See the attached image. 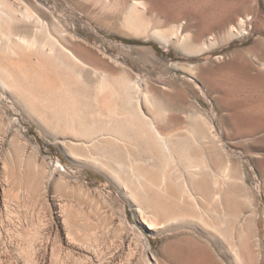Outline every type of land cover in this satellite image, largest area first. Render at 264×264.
I'll use <instances>...</instances> for the list:
<instances>
[{
	"label": "bare ground",
	"instance_id": "bare-ground-1",
	"mask_svg": "<svg viewBox=\"0 0 264 264\" xmlns=\"http://www.w3.org/2000/svg\"><path fill=\"white\" fill-rule=\"evenodd\" d=\"M129 21L125 20L127 27L138 25ZM244 22L241 19L238 28L234 27L236 22L234 26L230 24L228 36L243 33ZM176 25L173 23L171 33L154 29L151 35L167 44L179 34ZM139 26L140 23L138 30ZM201 31L197 33L202 37ZM190 37L183 32L176 39L185 43L184 39ZM257 61L264 70V60ZM127 70L126 66L110 63L88 48L77 34L63 26L45 2L0 0V104L5 99L10 106L19 107L40 131L60 144L78 172L88 168L105 177L114 189L112 199L107 196L106 201L123 203L115 222L107 204L95 202L97 189L85 177L69 173L59 163L48 166L35 146L27 147L25 136L14 127L15 120L1 110L0 139L9 130L15 152L0 170V194L8 204L6 207L10 206L8 210L5 208L6 216L10 218L15 212L14 204L16 208H25L23 219H36L34 227L32 223L16 225L10 231L27 241L33 230L39 233L44 226L55 237H61L62 233L60 239L66 254L78 252L82 256L76 260L78 264H93L94 259L96 264H122L115 257L125 249L128 252L124 264H134L133 256H138L135 264H141V260L143 264H209L212 258L205 242L198 243L202 250L193 262L186 254L183 256L184 251L189 252L187 249L177 257L170 247L182 239L195 243L202 238L212 244L227 264H263L259 187L246 184L242 157L227 150L223 132L215 125V119H220L218 114H208L200 107L202 104L193 101L190 112L181 115L164 98H157L159 90L150 80H145L141 88L137 78L131 77ZM203 71L205 76L211 74L205 68ZM216 95V101L226 99L224 91ZM229 109L231 112L224 117L230 120L233 136L239 137L245 124L240 116L242 111L236 105ZM180 124L178 131H164L165 127ZM251 152L255 153L252 149ZM66 188L69 197L61 200L55 212L53 206L58 207L55 194ZM31 194L41 204L35 217L29 215ZM124 202L134 209L137 220L149 233L173 231L174 234L168 235L172 240L164 244L168 252L163 258L149 251L145 243L147 239L150 245L149 239L143 231L128 228ZM109 229L117 241L112 242L114 253L103 258L100 237ZM7 254L0 251V264H17ZM43 259L25 262L44 264ZM54 259V264H58L60 258Z\"/></svg>",
	"mask_w": 264,
	"mask_h": 264
},
{
	"label": "rangeland",
	"instance_id": "rangeland-1",
	"mask_svg": "<svg viewBox=\"0 0 264 264\" xmlns=\"http://www.w3.org/2000/svg\"><path fill=\"white\" fill-rule=\"evenodd\" d=\"M41 1L45 2L65 28L77 34L82 43L87 45L88 48L90 47V49L102 55L110 63L118 62L126 66L128 74L130 73L131 77L137 78L141 88L145 80H150V83L159 90L157 98L159 100L164 98L165 103H170L169 106L177 110L181 115L190 112L193 101H197L199 105L202 104L200 107L202 106L203 108H201L208 114H218L220 119H215V125L223 132L227 150L232 155L242 157L246 168V184L250 187L256 185L257 188L259 187L257 192V201L260 204L258 208L260 219L259 240L260 250L264 254V70L259 67L257 61L260 59L264 60V0ZM136 1L139 4L142 2V4L135 5ZM158 6L161 11H158V8L157 13L154 10ZM150 10L153 12H150ZM170 16L177 21H173ZM238 18L245 20V31L235 37H229L227 27L230 24L234 26L236 22L237 25L234 27L238 28L241 20H238ZM130 19L134 25H139L140 23L139 27L141 29L139 28L138 30V25L135 28L127 27L125 20L130 22ZM173 23L177 24L176 26L179 28V34H177L178 36L176 35L178 39L183 32L189 34L192 38L190 37L191 39L189 40L184 39L185 43H178V39L175 37L171 38L167 44H163L151 35V30L154 29L166 30L171 33L172 29H174ZM144 24L147 26L144 27ZM201 29L204 33L202 37V34L197 33ZM136 32L140 34H136ZM193 36L196 39H193L195 38ZM204 68L210 71L211 74H206L205 76L203 73ZM222 91H224L226 99H220V102L219 100L216 101L215 97L218 96L216 94L220 95ZM233 105L238 106L242 111L240 116L245 123L241 128L239 137L233 136L230 120L224 117L231 112L229 108ZM1 110L5 111L8 117L15 120L14 127L25 136L23 140L27 141V147L31 149L35 146L39 156L48 162V166L51 167V165L59 163L61 168H64L69 173H80V175L85 177L84 180L91 187L97 189L98 194L96 193V196L93 197L94 200L96 199L95 202H99L104 206L107 204L106 207L114 213L115 218L113 220L117 221L122 213L123 203L120 200L106 201L104 199L107 196L112 199L114 189L111 184L106 183V179L101 173L88 168L78 172L77 167L70 161L60 144L49 134L47 135V133L40 131L36 123L23 114L19 107L10 106L9 102L4 99V102L0 104ZM180 128L181 124L165 127L164 131L175 132L177 129L180 130ZM11 135L8 130L7 136L4 139H0V170L3 162L9 161L8 159L13 158L15 154L11 145ZM251 149L255 152L254 154ZM51 190H49V193H53V190ZM67 190L68 188L55 194V202L58 203V207L57 204L53 206L55 212L59 210L61 200L68 199L67 192L69 190ZM2 198L3 195L0 194L1 252L13 256L17 264H28L25 262L26 259L36 260L41 257L44 258V264H54L55 257L58 260L60 258L58 264H78L76 260L79 257L82 258V256L78 252L69 256L66 254L64 244L60 239L63 236L62 233H60L61 237H55L44 226L39 233L33 230L29 235L30 240L28 241L26 238L23 239L24 237L19 238V236L14 235L10 231L11 226H31L32 223V227H34L36 226V219H30L29 217H26V220L23 219L22 215L25 208H16L14 204L12 207L15 212L8 218L6 212L10 206L6 207L8 204ZM78 199L76 198V200ZM28 201L30 206V208L28 206L29 215L32 216L33 214V217H35L41 204L36 201V197L33 194L28 196ZM124 204L128 228L131 227L132 230L137 231L140 229L143 231L149 239L150 245H148V240H145L149 251L163 258V254L168 252L164 246L172 240L170 239L171 237H168L174 234L172 233L173 231L157 234L149 233L137 220L134 209L127 202H124ZM7 218L10 221L12 220L11 224L8 223ZM181 229L178 231H182ZM192 234L197 235L195 232H192ZM114 238L115 235L111 229L101 235L100 244L102 248L100 249L104 252L103 255L101 254L103 258H107L114 253L113 243L117 241ZM204 240L202 238L198 242H192V244L188 239H182L175 241V243L173 242L170 247L173 252L175 251L174 254L177 257L182 255L181 252L187 249L189 252L184 251L183 256L186 254L193 262L200 255V245L205 242L204 245L209 249L208 251L211 253L212 258L209 264H227L219 256L212 244ZM162 249L165 251H162ZM126 251L125 249L117 253L115 259L119 263L124 264ZM29 254L34 256L32 257ZM35 255H37V258ZM73 258H75V261ZM137 258L138 256H133L134 264L137 262ZM141 261L140 263L143 264V261ZM92 262L96 264L97 260L94 259Z\"/></svg>",
	"mask_w": 264,
	"mask_h": 264
}]
</instances>
